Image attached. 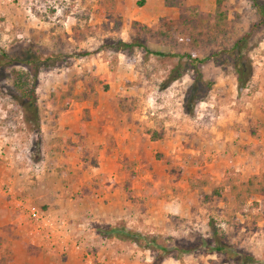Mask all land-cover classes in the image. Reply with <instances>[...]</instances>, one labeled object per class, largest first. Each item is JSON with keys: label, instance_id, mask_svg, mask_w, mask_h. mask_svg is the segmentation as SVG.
<instances>
[{"label": "rangeland", "instance_id": "374dc122", "mask_svg": "<svg viewBox=\"0 0 264 264\" xmlns=\"http://www.w3.org/2000/svg\"><path fill=\"white\" fill-rule=\"evenodd\" d=\"M170 1L167 7L164 0H0V50L42 62L39 132L25 124L15 98L14 72L28 71L0 68V264H19L18 248L41 242L24 240L34 231L27 220L32 212L68 237L62 254L45 250L57 264H85V254L113 264H154L160 253L95 234V226L123 221L125 208L128 228L139 223V231L159 235L171 248L161 264H241L202 245H212L213 231L228 251L252 256L248 264H264V193L244 189L254 175V184L264 186V167L257 174L236 171L233 143L237 125L254 135L263 128L257 119L264 116L262 18L251 0ZM166 20L173 28L164 37ZM140 26L149 30V50L163 56L109 47L141 38ZM246 33L247 87L237 90L230 59L222 55L219 64L202 65L212 88L192 116L185 114L190 64L173 55L202 59ZM177 64L182 76L170 82ZM153 133L160 140L151 141ZM114 174L124 184L106 210ZM217 187L223 191L211 195Z\"/></svg>", "mask_w": 264, "mask_h": 264}, {"label": "trees", "instance_id": "16d2710c", "mask_svg": "<svg viewBox=\"0 0 264 264\" xmlns=\"http://www.w3.org/2000/svg\"><path fill=\"white\" fill-rule=\"evenodd\" d=\"M251 1L253 2L259 17L262 18L260 24L264 25V6L260 5L257 0ZM164 5L170 7L173 5V2L170 0H164ZM170 21L171 20H166V22H164V37H166L167 33L173 28V23ZM136 25L137 24H133L134 27ZM140 30L143 32L141 34V38H133L129 42L123 41L121 39L113 40L110 42L109 47L114 48L120 53L129 55L132 54L135 49H139L144 51L146 55L152 54L163 56L161 53L153 52L147 47V44L144 40L145 36L147 37L150 35V33L148 34L149 30L147 27L140 26ZM248 37L249 33H246L240 39L236 40L230 48L212 53L211 55L202 59L193 58L187 54L173 55V57H178L179 59L186 58L190 64L189 71L192 83L185 92L182 104L185 114L192 116L194 113V107L197 105V103L204 101L212 88V82L205 79L201 71L202 65L209 61L219 64L220 62L224 61H220L222 55H227V57L230 59L229 63L236 78L237 90L241 91L247 87L252 77V65L248 56L242 54V50ZM83 55H87V53L84 52ZM55 58L56 57L52 59ZM46 60L47 59H42V61ZM41 63L40 56L35 57L31 54L25 59H18L0 50V68L21 65L28 71L27 74L14 72L15 76L13 85L15 90V98L20 104L24 122L30 127L32 131L35 132L40 131V116L37 106L36 87ZM47 67L49 66L47 65ZM175 70H177L175 74L174 72H171V76L169 78L170 82H173L182 76V73L178 71V64L175 66ZM160 138V135L156 133H153L150 137L151 141H158ZM256 179H258V177L254 175L249 178L248 183L245 184L244 189L247 193H264V186L262 184H254V180ZM256 185L258 186L255 187ZM231 189L234 192L236 191L237 187L232 185ZM221 191H223L222 187L213 188L211 195L218 196ZM242 196V193L239 192L236 194V199H241ZM94 232L96 235L104 239H115L117 241L136 246L143 251H149L150 253H160V258H158V261H155L154 264H161L163 259L171 253V248H168L165 243H163V241L161 242V237L159 235L149 233L146 234L139 230L128 228L124 221H115L111 224L95 226ZM211 236L213 246L207 241L202 243V245L206 247L210 253L225 254L228 258L231 257L236 261H239L241 264L254 262V258L250 255L241 254L234 250L228 251L227 246L221 241L222 236H218L216 231H213ZM191 249L192 248L186 249L184 253H188V251H191Z\"/></svg>", "mask_w": 264, "mask_h": 264}, {"label": "crops", "instance_id": "0c3cea01", "mask_svg": "<svg viewBox=\"0 0 264 264\" xmlns=\"http://www.w3.org/2000/svg\"><path fill=\"white\" fill-rule=\"evenodd\" d=\"M257 119L263 125V128L260 131L261 134L257 133L254 135L253 132H251L250 130L246 129L245 126H243L244 123H243V125H237L235 128L233 143L236 145L237 150H238V155H237L238 157L235 159V162H234V164H236V169H235L236 171H240V172L249 171V172H251L250 170L255 169L254 170L255 172H253V174H257L261 171V168L264 167V116L258 115ZM255 156H257V157H255ZM117 177H118V179H117ZM109 180L113 181V184H111L110 187H112V185L116 184V188L106 190V191H109V193L104 195V199H106V203L104 205L105 206L107 205L106 210L112 209V207H113L112 205H115V203H117V202H115V200L117 198V193L119 191H121L120 188L124 184L123 183L124 179L122 177H119L118 174L112 175ZM10 192H11V194L13 193L12 187L10 188ZM0 201H2L1 198H0ZM94 201H97V200H94ZM128 202L130 203V201H128ZM9 203H3V204H4V206H6V205H9ZM17 203L22 205V202H20V201H17ZM1 206H2V204L0 203V208H1ZM0 212H2V211L0 210ZM130 213H131V210H128L127 208H125L124 211H122L123 216L121 217V219L124 222H127L126 216H129ZM44 218H46V217H44ZM117 219H119V218H117ZM1 221H2V219H1ZM46 221H48L50 223V220L48 218H46ZM13 222L14 221H11V220L8 221L7 220L5 223H13ZM130 223H132V222H130ZM133 227L137 230L143 229V226L139 223L135 224ZM58 234L60 236H62L61 239L63 241L67 240L68 237L66 235H64L61 231H59ZM57 238H59V237H57ZM24 240L33 244L32 239L28 234L25 235ZM14 243L20 244V242L18 243V241L17 242L14 241ZM35 243H36V244H34L35 248L32 246H28V248L24 250V249H21L20 247L19 248L17 247L18 250H21V252H23L22 254L24 256V257L18 259L19 264H57V263H55V261L48 259V255L45 253V250L48 248V251L51 250L49 252L52 253V251L55 249V250H57L58 253L62 254V250H63L64 246H63V244L60 243V240L57 242H52V243L42 242V241L39 243L35 241ZM41 246L43 248H39ZM46 246H49V247H46ZM72 250H74V249H71V251L70 250L68 251V253H70V255L72 254V252H74ZM65 264H69V261L67 260L65 262Z\"/></svg>", "mask_w": 264, "mask_h": 264}, {"label": "built area", "instance_id": "2783aa9c", "mask_svg": "<svg viewBox=\"0 0 264 264\" xmlns=\"http://www.w3.org/2000/svg\"><path fill=\"white\" fill-rule=\"evenodd\" d=\"M6 195L10 196L11 192H10V188L6 189ZM31 216V217H30ZM23 221L24 224H27L25 221ZM29 223L34 225V231H31L28 233V235L31 237L32 240H39L42 242H57L60 240V243L63 244V246L67 245V241H63L61 238L62 236H60L58 234L59 230L54 227L51 222L49 223L48 221H46V218L42 217L40 214H36V212H32V214L28 215V219ZM59 237V238H57ZM80 245H75L74 244V248L75 249H79ZM62 252H64V250H62ZM85 264H113L111 262H107L104 260H100V259H96L94 257H91L87 254H85V258H84Z\"/></svg>", "mask_w": 264, "mask_h": 264}]
</instances>
